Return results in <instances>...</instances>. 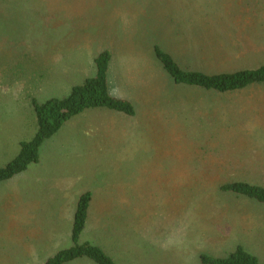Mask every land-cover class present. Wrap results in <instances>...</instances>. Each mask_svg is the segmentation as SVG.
Segmentation results:
<instances>
[{
    "label": "rangeland",
    "instance_id": "rangeland-1",
    "mask_svg": "<svg viewBox=\"0 0 264 264\" xmlns=\"http://www.w3.org/2000/svg\"><path fill=\"white\" fill-rule=\"evenodd\" d=\"M154 46L185 70L258 69L264 0H0V168L34 137L33 102L65 98L103 51L109 93L135 110L71 119L36 164L0 183V264H44L72 247L86 192L79 243L117 264H200L238 245L264 263V209L219 188L264 186V84L176 86Z\"/></svg>",
    "mask_w": 264,
    "mask_h": 264
},
{
    "label": "trees",
    "instance_id": "trees-1",
    "mask_svg": "<svg viewBox=\"0 0 264 264\" xmlns=\"http://www.w3.org/2000/svg\"><path fill=\"white\" fill-rule=\"evenodd\" d=\"M155 60L180 87L198 88L219 94L236 93L251 85L264 84V65L254 70H239L231 73L205 74L200 71L179 67L173 56L159 46L153 48ZM111 55L108 51L99 53L94 59V76L83 84L74 86L62 99H48L43 103L33 102L36 118L34 137L20 144L18 155L6 166L0 168V183L11 180L25 172L29 165L39 160V149L71 119L94 109H105L127 117L135 116L132 104L126 99L112 96L108 88V70ZM223 194L251 201L264 209V186L244 181H232L221 185ZM92 202L91 193L79 196L73 216L71 240L73 246L57 252L45 264H66L77 259H87L94 264H117L100 247L88 242L79 243L86 227L88 211ZM200 264H264L257 256L243 246H236L225 257L200 255Z\"/></svg>",
    "mask_w": 264,
    "mask_h": 264
},
{
    "label": "crops",
    "instance_id": "crops-1",
    "mask_svg": "<svg viewBox=\"0 0 264 264\" xmlns=\"http://www.w3.org/2000/svg\"><path fill=\"white\" fill-rule=\"evenodd\" d=\"M100 111L102 112V110H100ZM86 113H87V111H86ZM91 113H92V112H91ZM81 115H82V114H81ZM0 154H1V153H0ZM1 156H2V155H1ZM77 260H83V259H77ZM77 260H75V261H77ZM75 261H72V262H75ZM46 262H47V261H46ZM46 262H45V263H46ZM72 262H69V263H72ZM45 263H44V264H45ZM66 264H68V263H66Z\"/></svg>",
    "mask_w": 264,
    "mask_h": 264
}]
</instances>
